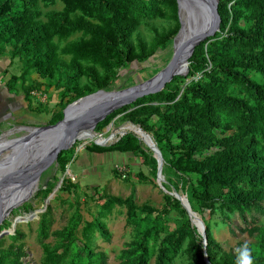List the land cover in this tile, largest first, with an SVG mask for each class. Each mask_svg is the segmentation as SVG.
Masks as SVG:
<instances>
[{
  "label": "trees",
  "instance_id": "obj_1",
  "mask_svg": "<svg viewBox=\"0 0 264 264\" xmlns=\"http://www.w3.org/2000/svg\"><path fill=\"white\" fill-rule=\"evenodd\" d=\"M54 1L0 0V47L10 48V57H17L22 65L19 77H11L10 82L20 80L21 96L27 104L32 89L53 87L59 92L57 110L46 125L61 119L62 110L72 98L91 93L77 89L81 75L77 61L70 63V71L58 63L53 37L80 32L88 37L77 49L80 58L107 68L110 62L125 66L147 60L144 46L139 48L141 54L135 55L129 40L139 23L163 18L166 11L176 24L161 41L168 42L178 30L175 0H58L63 10L46 14V22H41L37 3L51 6ZM76 11L80 16L71 20L69 15ZM216 11L218 30L194 48L184 77L174 76L160 92L111 113L94 130L124 113L125 122L150 135L161 148L164 164L173 171L175 184L182 177V191L189 193L190 202L209 217L219 210L226 224L227 215H237L243 225L239 232L254 239L247 246L255 264H264V231L252 225L253 219L246 221L251 213L264 218V0H218ZM85 72L94 92L108 87L92 68ZM32 74L37 78L26 83L25 78ZM133 142L127 134L114 147L134 152ZM142 157L146 163L148 157ZM70 159L71 149L57 155L60 174ZM185 175L187 180L183 179ZM73 188L68 179L61 180L60 191ZM48 191L49 186L36 195L45 198ZM98 199L100 207L92 221L82 227L81 239L74 235L79 222L75 209L67 226L54 232L55 241L44 250L43 264H104V255L92 251V236L96 233L108 241L102 219L113 205L122 202L113 197ZM162 200L160 211L140 209L145 212L144 227L133 237L123 264H149L150 256L151 264H172L180 251L187 264H236L234 257L222 251L211 237L208 222L201 237L177 200L168 195H162ZM124 205L128 221L135 223L130 198ZM29 209V204H23L18 211ZM171 211L175 217L169 219L175 226L168 230L167 215ZM48 216L46 209L37 223L42 238L47 236ZM9 225L5 221L0 230ZM20 236L14 231L7 238L14 242ZM22 256L20 245L10 244L4 249L0 238V264H22Z\"/></svg>",
  "mask_w": 264,
  "mask_h": 264
},
{
  "label": "rangeland",
  "instance_id": "obj_2",
  "mask_svg": "<svg viewBox=\"0 0 264 264\" xmlns=\"http://www.w3.org/2000/svg\"><path fill=\"white\" fill-rule=\"evenodd\" d=\"M37 7L41 14L39 17L41 22H46V14L63 10V4L58 0H55L51 6H44L38 2ZM167 15L168 12L165 11L163 18L139 23L131 34L129 40L134 47L135 55H140L139 48L141 45L144 46V55L147 60L143 63L133 61L122 66L119 63L110 62L105 68L100 64H92L88 60L81 59L77 49L82 47L81 42H86L88 37L80 32L62 37L55 36L51 39L56 46L57 61L65 66L67 71H70L68 68L70 63L77 61L81 70V75L77 79V89L89 90L90 94L97 91L94 92V89H91L90 77L85 72L89 68H92L98 77L108 83V87L102 90L105 92L123 90L139 84L159 72L171 58L172 40L175 35L166 43L161 41L176 24ZM77 16H80L78 11L69 15L71 20L76 19ZM82 17L87 20L84 16ZM9 50L10 48L5 45L0 47V135L6 134L5 140L21 137L24 133L16 131L20 126H47L51 113L57 110L59 97V92L53 87H42L30 91L29 104L23 101L20 80L10 82L11 77H19L22 65L17 57H10ZM36 78L32 74L25 80L27 83ZM6 85L11 88L8 89ZM79 98L81 97L72 98L70 103ZM123 114H116L105 126L93 130L90 139L75 141L69 148L71 159L63 173L60 174L57 170L56 159L40 173L34 192L9 212L1 225L5 221H9L10 225L0 231L9 230L15 218L21 219L26 215L36 213L25 221L15 224L11 235L14 231L21 234L16 241L12 242L7 238L10 235L1 237L3 248H7L10 244L20 245L23 253L20 259L22 264H43L44 250L50 249L55 241L54 232L61 231L67 226L75 209L79 215V222L74 235L79 240L82 227L92 221L100 207L101 202L98 197H113L119 199L122 204L113 205L102 219L109 239L104 241L93 233L91 248L94 253L104 255V264H123L129 257L127 255L131 250L130 243L133 237L144 227L145 212L141 213L144 210L140 211V209L144 207L160 211L163 205L162 195H168L179 202L190 225L201 237L204 224L208 222L211 237L220 244L222 251L229 253L236 260L237 249L254 242L253 238L239 232L243 225L237 215L235 213L227 215L229 224H226L219 210L209 217L206 211L200 210L192 201L190 202L187 199L189 193L182 191L185 187L182 177L175 184L173 171L167 164H164L161 148L156 147L150 135L138 131L140 130L138 128L134 129L125 122ZM127 134L134 138L133 146L136 150L134 148L133 151L135 153L114 147L118 139ZM146 136L149 138L150 145L139 140L141 138L146 141ZM144 155L148 157L146 163L142 161ZM186 176H183V179L187 180ZM62 179H68L74 188L68 192L60 191ZM48 186L49 191L45 198L36 195ZM127 198H130L134 207L135 223L127 219V206L124 205V200ZM23 204L30 205L29 211H18ZM46 209L49 211L50 224L47 236L42 238L38 236L37 223L39 216ZM167 216L168 219L175 217V212L171 211ZM250 219H253L252 225L264 231L262 216L251 213L246 221L249 222ZM167 226L168 230L172 229L175 226L174 221L169 219ZM151 262L152 256H150L149 264ZM172 264H187L182 251L177 254Z\"/></svg>",
  "mask_w": 264,
  "mask_h": 264
},
{
  "label": "water",
  "instance_id": "obj_3",
  "mask_svg": "<svg viewBox=\"0 0 264 264\" xmlns=\"http://www.w3.org/2000/svg\"><path fill=\"white\" fill-rule=\"evenodd\" d=\"M175 2L178 30L172 40L171 58L159 72L123 90H99L81 97L68 104L62 110L61 119L52 125L20 126L16 131H23L24 134L13 140H5L6 134L0 135V225L14 207L30 197L18 198L22 184L34 178L38 181L49 161L54 162L60 152L79 141L81 134L93 133L96 124L106 116L137 99L160 92L176 76L173 72L176 62L182 60L187 64L194 48L217 32L218 0ZM33 214L15 218L9 230L0 231V238L11 235L17 222L25 221Z\"/></svg>",
  "mask_w": 264,
  "mask_h": 264
},
{
  "label": "bare ground",
  "instance_id": "obj_4",
  "mask_svg": "<svg viewBox=\"0 0 264 264\" xmlns=\"http://www.w3.org/2000/svg\"><path fill=\"white\" fill-rule=\"evenodd\" d=\"M187 65L188 64H185L184 62H182V60H178L173 70L174 74L176 76L184 77L183 75L185 74V71L187 70ZM91 135H93L92 132H85L80 135L79 139L80 140L90 139ZM146 143L150 145L149 138L147 136H146ZM52 162L49 161V163H47L46 167L43 170L47 169ZM36 185H37V180H35V178L22 184L21 189H19L20 191L17 194L18 198L20 200L28 198L34 192Z\"/></svg>",
  "mask_w": 264,
  "mask_h": 264
},
{
  "label": "clouds",
  "instance_id": "obj_5",
  "mask_svg": "<svg viewBox=\"0 0 264 264\" xmlns=\"http://www.w3.org/2000/svg\"><path fill=\"white\" fill-rule=\"evenodd\" d=\"M236 264H255L252 252L247 245L237 249Z\"/></svg>",
  "mask_w": 264,
  "mask_h": 264
},
{
  "label": "built area",
  "instance_id": "obj_6",
  "mask_svg": "<svg viewBox=\"0 0 264 264\" xmlns=\"http://www.w3.org/2000/svg\"><path fill=\"white\" fill-rule=\"evenodd\" d=\"M32 94V93H31Z\"/></svg>",
  "mask_w": 264,
  "mask_h": 264
}]
</instances>
